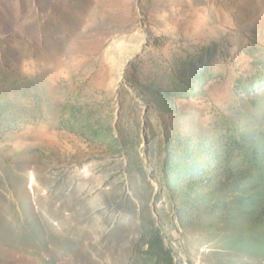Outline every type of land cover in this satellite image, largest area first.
<instances>
[{
    "label": "rangeland",
    "instance_id": "374dc122",
    "mask_svg": "<svg viewBox=\"0 0 264 264\" xmlns=\"http://www.w3.org/2000/svg\"><path fill=\"white\" fill-rule=\"evenodd\" d=\"M0 264H264V0H0Z\"/></svg>",
    "mask_w": 264,
    "mask_h": 264
}]
</instances>
